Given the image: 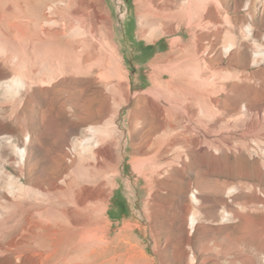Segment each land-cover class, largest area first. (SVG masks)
I'll return each instance as SVG.
<instances>
[{
  "label": "bare ground",
  "instance_id": "6f19581e",
  "mask_svg": "<svg viewBox=\"0 0 264 264\" xmlns=\"http://www.w3.org/2000/svg\"><path fill=\"white\" fill-rule=\"evenodd\" d=\"M175 1L138 0L142 37L152 41L156 29L160 35L172 33L170 24L192 13L206 19L214 4V0H180L181 5L175 7ZM102 3L0 0V114L8 107L17 110L24 105L37 86H63L72 78H83L86 89L82 100L75 102L70 95L62 108L69 102L81 121L105 118L104 124L89 122L84 126L72 145L77 159L67 171L61 154L52 161L40 159L32 164L27 150L13 138H0V146L4 142L13 147L21 174L17 177L0 168V254L21 264H154L142 242L134 238L141 227L138 223H127L110 237L108 198L120 185L121 166L130 146H136L137 152L130 154L141 177L156 181L163 170L169 171L181 159L178 154L170 160V153L187 148L182 122L192 116L189 105L213 102L215 90L208 87L206 91L201 78L220 56L199 58L197 41H173L171 50L151 63L156 71L152 87L133 93L130 71ZM246 32L251 34L250 25ZM234 48L228 43L222 53L228 56ZM256 48L254 63L264 58L261 47ZM167 62L168 66H161ZM133 94L145 105L132 112V129L127 134L121 131L118 119ZM211 112L207 111L209 117L223 116ZM241 118L242 113L236 121ZM6 119L20 121L21 115L13 113L3 117ZM132 135L136 139L130 142ZM150 153L153 160L140 157ZM198 201L194 196V202ZM197 224L193 213L190 230Z\"/></svg>",
  "mask_w": 264,
  "mask_h": 264
},
{
  "label": "rangeland",
  "instance_id": "374dc122",
  "mask_svg": "<svg viewBox=\"0 0 264 264\" xmlns=\"http://www.w3.org/2000/svg\"><path fill=\"white\" fill-rule=\"evenodd\" d=\"M102 2L130 71L133 93L152 87L156 71L151 63L167 54L173 41H197L199 58L220 56L214 68L201 78L206 91L208 87L215 90L212 104L189 105L192 116L182 122L189 141L187 148L169 155L175 160L181 154L178 164L149 182L132 163L136 146L128 148L118 179L120 185L107 201L110 237L127 223H138L141 227L134 238L142 242L154 264H264V58L253 61L257 45L264 52V0H214L206 19L189 14L170 24L172 33L160 35L156 29L152 41L140 35L138 0ZM175 2V7L181 5L180 0ZM248 25L252 28L250 35L246 32ZM228 43L235 48L226 56L222 52ZM168 65L161 63L163 67ZM164 79L167 81L169 76ZM53 86H37L20 108L3 111L0 138H13L15 144L27 150L32 164L40 159L52 161L61 154L67 171L77 159L72 145L84 126L89 122L104 124L105 118L81 121L69 102L62 108L71 96L75 102L77 98L82 100L86 89L83 78ZM137 100L133 94L118 119L121 131L127 134L132 129V112L145 105ZM207 111L223 116L209 117ZM13 113L21 115V120H3ZM240 113L242 118L236 121ZM129 138L130 142L136 139L134 135ZM140 157L153 160L151 153ZM16 161L13 147L3 142L0 168L19 177ZM193 213L197 214L198 224L190 230ZM149 216L154 217L153 221ZM7 258V254H0V264H21Z\"/></svg>",
  "mask_w": 264,
  "mask_h": 264
}]
</instances>
